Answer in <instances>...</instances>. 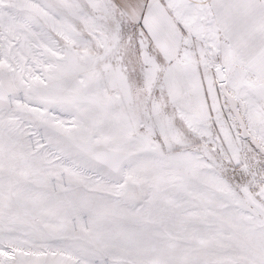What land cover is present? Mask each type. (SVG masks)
Wrapping results in <instances>:
<instances>
[{
  "label": "snow or ice",
  "instance_id": "1",
  "mask_svg": "<svg viewBox=\"0 0 264 264\" xmlns=\"http://www.w3.org/2000/svg\"><path fill=\"white\" fill-rule=\"evenodd\" d=\"M0 264H264V0H0Z\"/></svg>",
  "mask_w": 264,
  "mask_h": 264
}]
</instances>
